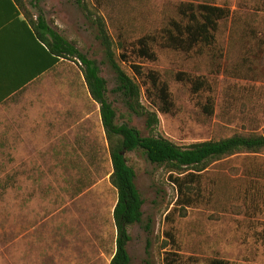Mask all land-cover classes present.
Here are the masks:
<instances>
[{
  "label": "rangeland",
  "instance_id": "374dc122",
  "mask_svg": "<svg viewBox=\"0 0 264 264\" xmlns=\"http://www.w3.org/2000/svg\"><path fill=\"white\" fill-rule=\"evenodd\" d=\"M59 1L49 22L96 61L116 121L148 135L144 117L129 112L112 91L114 73L103 63L93 25L76 0ZM84 1L103 17L115 44L124 41L128 60L120 66L141 86L142 105L156 111L155 135L185 146L264 130V0ZM181 2L230 10L219 22L215 47L186 54L154 45L156 61L137 57L131 50L134 40L160 30L176 17ZM131 64L143 74L157 72L168 83L171 112L157 111L146 92L151 89L148 78L135 75ZM179 71L206 78L211 90L193 92L190 83L175 80ZM48 80L56 86L44 85L32 99L24 94L0 105V264H109L115 250L116 190L109 182L112 167L99 105L91 100L76 60H64ZM208 97L212 115L203 109ZM54 107L58 113L71 111L68 130L64 124L60 131L34 124ZM126 157L144 200L142 222L128 228L131 264H167L165 254L174 252L181 257L177 264H208L213 257L230 264H264V150L211 164L193 184V202L184 210L163 167L140 151ZM167 231L174 233L176 247L167 245Z\"/></svg>",
  "mask_w": 264,
  "mask_h": 264
},
{
  "label": "trees",
  "instance_id": "16d2710c",
  "mask_svg": "<svg viewBox=\"0 0 264 264\" xmlns=\"http://www.w3.org/2000/svg\"><path fill=\"white\" fill-rule=\"evenodd\" d=\"M15 2L21 6L27 0H15ZM76 3L94 27L95 38L103 53V63L114 73L116 86L112 91L121 97L129 112L144 117V126L149 131L148 135L126 121L121 123L116 121V109L107 98V81L100 75L96 61L88 58L74 43L51 29L42 15H38L33 21L31 13L24 5L23 10L29 22L33 24L36 37L44 44L47 55L51 57V66L54 65L55 58L56 61L76 60L80 65L91 100L99 105L101 124L112 167L109 182L116 190V202L112 210L116 231L115 250L109 264H131L128 252L131 236L128 228L142 222L144 200L137 186V173L128 163L126 153L140 151L150 163L163 167L177 189V197L179 196L182 205L180 208L184 210V206H189L193 202L190 192L191 189H195L193 184L198 183L200 174L214 162L234 154L261 153L264 150V130L249 133L234 132L228 136L197 141L185 146L165 136L155 135L152 130L159 122L156 111L148 110L142 105L141 86L120 66L121 61L128 60L124 41L118 39L115 44L103 17L93 12L84 0H76ZM176 14V17L168 18L160 30L146 33L134 40L131 50L137 57L156 61L154 45L186 54L198 49L214 48L219 22L228 18L230 10L225 6L209 3L181 2L176 8ZM115 45L122 49L120 53H116ZM131 68L135 75H146L144 77L148 78L151 89L146 88V92L157 111L171 112L174 102L168 83L161 80L155 71L143 74L137 64H131ZM175 80L190 83L191 90L195 93L203 89L211 90L210 83L201 76L194 77L179 71L175 73ZM203 109L207 115H212V99L207 98ZM197 190L200 192L198 186ZM165 234L168 238L167 245L169 243L176 247L174 233L167 231ZM148 241L146 254H148ZM179 256L175 252L166 253L164 261L167 264H177L181 259ZM145 262L150 264L147 260ZM208 264L230 263L223 258L213 257Z\"/></svg>",
  "mask_w": 264,
  "mask_h": 264
},
{
  "label": "crops",
  "instance_id": "0c3cea01",
  "mask_svg": "<svg viewBox=\"0 0 264 264\" xmlns=\"http://www.w3.org/2000/svg\"><path fill=\"white\" fill-rule=\"evenodd\" d=\"M60 3L59 0H27L23 5L31 13L33 21L42 15L48 26L57 31L49 19L57 13ZM23 5L20 6L15 0H0V105L16 97L21 98L24 94L25 98L32 99L34 90L50 89L52 84L56 86V82L48 80V76L64 62L55 58L51 66V57L36 37ZM17 107H22V104ZM72 118L71 111L58 113L54 107L52 113L43 115L34 124L52 125L55 131L63 129L64 124L68 130Z\"/></svg>",
  "mask_w": 264,
  "mask_h": 264
}]
</instances>
